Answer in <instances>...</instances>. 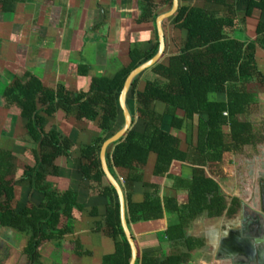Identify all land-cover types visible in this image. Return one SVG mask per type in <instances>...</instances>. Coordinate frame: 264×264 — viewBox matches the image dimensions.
I'll list each match as a JSON object with an SVG mask.
<instances>
[{
  "label": "crops",
  "instance_id": "obj_1",
  "mask_svg": "<svg viewBox=\"0 0 264 264\" xmlns=\"http://www.w3.org/2000/svg\"><path fill=\"white\" fill-rule=\"evenodd\" d=\"M182 5L204 9L216 17L226 15L224 5L206 0L179 1V6ZM170 8L168 0H0V155L7 154L5 175L13 189V200L8 204L16 214H21L26 207L37 206L43 201V191L61 193L69 190L77 194L82 207L71 213L72 230L38 248L37 264H103V257L114 252V242L107 234L105 224L110 201L102 196L100 189H91L78 169L80 164L87 163L80 159L81 149L101 133L100 118L79 120L75 108L70 114L63 110L51 117L42 114L45 129L58 130L72 147L67 157H58L52 166H42L43 180L35 185L30 177H23V173L33 167L37 146L27 135L20 108L7 101L4 92L15 83H24L30 74L38 78L45 89H54L60 84L71 97L86 92L92 81L111 79L128 67L131 52L136 56L150 51L154 32L157 35L156 19ZM244 8L241 5L237 10L236 30L230 33L238 38ZM258 19L264 20V14L255 9L251 18L244 20L249 40L255 38ZM162 28L165 50L159 62L165 63L179 53L178 49L185 43V32L172 28L171 17L163 21ZM255 60L258 71L264 75V44L263 49L257 48ZM167 82L150 69L137 79L134 91L128 92L126 97L132 117L130 129L143 131L144 128L143 121L138 118V109L143 106L137 102V93L143 92L147 84L165 87ZM247 91L258 94L264 106V85ZM208 98L217 101L224 95L210 94ZM149 107L164 115L161 128L171 132L172 117L165 114L166 105L156 101ZM240 118L253 124L262 138L260 142L239 152L224 153L221 162L204 169L218 181L227 206L232 199H237L239 206L232 215L227 214V210L219 217L203 213L190 223L186 236L202 240L204 246L190 253L187 264H234L236 259L231 257L238 258L242 251L253 250V245L243 243L249 240L246 232L240 235L237 231L250 224L254 213L264 204V194L259 191V186L264 185V117ZM123 123L118 119L117 125L121 128ZM196 126V121L188 123L185 120L183 128L174 132L180 151L187 152L190 148L188 152H193ZM223 132L228 135L229 128L224 127ZM155 161L156 156L150 154L145 166L133 165L141 172L142 181L133 183L132 201L139 202L144 194L150 193L163 200L173 199L179 206L185 205L188 193L179 188L178 180H190L195 166L174 160L166 175L157 176L154 174ZM53 167H57V174L53 173ZM111 169L113 177L123 187L124 173L113 166ZM0 200L4 201L5 197ZM177 223V214L164 210L161 219L137 222L128 227L139 253L147 252L161 259L186 252L184 245L169 243L164 238L166 228ZM65 225V219L61 218L57 229ZM27 232L0 226V264H27L23 252L30 235Z\"/></svg>",
  "mask_w": 264,
  "mask_h": 264
},
{
  "label": "trees",
  "instance_id": "obj_2",
  "mask_svg": "<svg viewBox=\"0 0 264 264\" xmlns=\"http://www.w3.org/2000/svg\"><path fill=\"white\" fill-rule=\"evenodd\" d=\"M206 1L224 5L225 17H216L213 13L189 5L178 7L171 17L172 28L185 32V43L178 49V54L169 57L165 63L158 61L150 68L168 82L165 87L147 84L143 92L137 93V102L143 106L138 109V118L144 123L143 131L129 129L107 149V162L124 173L121 187L127 225L161 219L164 210L178 216V223L166 228L164 238L169 243L184 245L186 252L161 259L147 252H138L135 264H187L190 253L204 246L202 240L186 236L185 231L190 223L203 213L209 217H219L227 210V214L232 215L239 206L237 199H232L230 206H227L218 181L204 169L221 162L224 153L239 152L246 146L255 147L261 140L253 124L239 117H248L252 106L257 107V97L247 91L246 85L256 83V80L259 87L264 85V75L258 71L255 60L257 48L263 49L264 20H257L255 38L252 40L245 34L244 25V20L251 18L255 9L264 14V0H232L231 3L227 0ZM168 5L171 6V0H168ZM241 5L245 8L238 38L230 33L236 30L234 19ZM154 33L150 51L136 56L131 52L128 67L111 79L92 81L86 92L81 91L71 97L65 86L60 84L54 89H45L40 80L31 74L24 83H15L4 92V98L20 108L27 135L37 146L33 167L25 169L23 173V177H30L35 185L43 180L40 174L42 166H52L58 157H67L72 147L58 130L45 129L42 114L51 117L58 110L70 114L75 108L79 120L95 121L100 118L101 133L81 149L80 159L87 163L80 164L78 169L81 178L89 182L91 189H100L102 196L110 201L106 208L105 224L107 234L114 242V252L103 257V264H129L131 253L120 224L116 192L102 172L99 151L103 142L121 128L120 124L117 125L118 119L123 120L118 97L127 76L157 52L158 40ZM138 78L133 81L130 93L134 91ZM210 94H222L224 98L211 101L208 98ZM156 101L164 103L167 109L165 114L172 117L169 133L161 128L164 115L149 107ZM185 120L188 123L196 121L197 124L191 154L188 152L190 148L187 152L180 151L179 140L174 135L175 131L183 128ZM224 127L229 128L228 135L223 132ZM150 154L156 156L154 174L157 176L166 175L174 160L195 166L190 180H178L179 188L188 193L185 205L179 206L173 199L163 200L150 193L144 194L139 202L132 201L133 183L142 181L141 172L133 165L145 166ZM6 156L5 153L0 155V197H5L4 201L0 200V226L30 232L23 252L27 256V264H37L38 248L72 230L71 213L73 209L81 210L82 207L75 192L43 191V201L39 205H31L21 214H16L8 204L13 200V189L11 181L6 180ZM56 168L53 167L54 174H57ZM61 218L65 219L66 225L57 229Z\"/></svg>",
  "mask_w": 264,
  "mask_h": 264
},
{
  "label": "water",
  "instance_id": "obj_3",
  "mask_svg": "<svg viewBox=\"0 0 264 264\" xmlns=\"http://www.w3.org/2000/svg\"><path fill=\"white\" fill-rule=\"evenodd\" d=\"M179 7V0H171V8L168 12L161 14L156 19V29H157V37H158V49L156 54L149 60L145 61L144 63L137 66L135 69H133L129 75L127 76L125 83L123 85V88L119 94L118 97V103L119 107L122 111L123 115V126L121 129H119L115 134H113L111 137L107 138L103 144L101 145L100 151H99V160L102 172L108 181V183L113 187V189L116 192V196L119 203V216H120V224L124 233V236L126 238V241L130 248V261L129 264H135L137 259V247L135 245L134 239L131 235V232L129 230V227L127 225L126 221V210H125V199L124 194L121 189L120 184L117 182V180L113 177L111 172L109 171V167L107 164V158L106 153L107 149L120 140L130 129L131 123H132V117L131 114L127 108L126 105V97L130 90V87L133 83V81L144 71L150 69L153 67L161 58V56L164 53L165 50V38H164V32L162 28V23L164 20L172 17L178 10ZM258 216V221L250 222V224H246V230L244 231L243 228L241 230L237 231L241 235V233L246 232V235L248 236L247 241L249 244L253 245V250L248 252L242 251L238 258L231 257V259H236L234 264H264V207L260 208V211H256L255 213ZM245 229V228H244ZM245 234V233H244Z\"/></svg>",
  "mask_w": 264,
  "mask_h": 264
},
{
  "label": "rangeland",
  "instance_id": "obj_4",
  "mask_svg": "<svg viewBox=\"0 0 264 264\" xmlns=\"http://www.w3.org/2000/svg\"><path fill=\"white\" fill-rule=\"evenodd\" d=\"M255 82H256L255 84L251 83V84L246 85V89L249 88V90H251V89H253V87H254V89L258 88L259 87L257 85L258 80H256ZM256 97H257V102H256L257 107L256 106H252V108L250 109V115L248 117H264L263 100L260 98V96L258 94L256 95ZM261 132H263V130H261ZM261 132H260V134H261ZM22 239H27V237H22ZM206 258H208V257L206 256Z\"/></svg>",
  "mask_w": 264,
  "mask_h": 264
},
{
  "label": "flooded vegetation",
  "instance_id": "obj_5",
  "mask_svg": "<svg viewBox=\"0 0 264 264\" xmlns=\"http://www.w3.org/2000/svg\"><path fill=\"white\" fill-rule=\"evenodd\" d=\"M259 191H260L261 193L263 192V194H264V185H260V186H259ZM241 207H242V205H241ZM261 207L263 208V207H264V204L261 205L260 208H261ZM255 213H256V212H255ZM255 213H254V216H253V220H254V221H258V220H259V219H258V216H257ZM246 227H247L246 225L243 226V230H244V228H245V230H246ZM245 230H244V231H245Z\"/></svg>",
  "mask_w": 264,
  "mask_h": 264
},
{
  "label": "bare ground",
  "instance_id": "obj_6",
  "mask_svg": "<svg viewBox=\"0 0 264 264\" xmlns=\"http://www.w3.org/2000/svg\"><path fill=\"white\" fill-rule=\"evenodd\" d=\"M249 224V223H248ZM245 230V229H244ZM247 236V235H246Z\"/></svg>",
  "mask_w": 264,
  "mask_h": 264
}]
</instances>
